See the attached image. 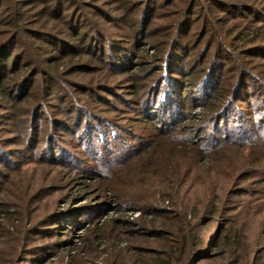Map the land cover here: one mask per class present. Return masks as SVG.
Wrapping results in <instances>:
<instances>
[{
  "label": "rangeland",
  "instance_id": "rangeland-1",
  "mask_svg": "<svg viewBox=\"0 0 264 264\" xmlns=\"http://www.w3.org/2000/svg\"><path fill=\"white\" fill-rule=\"evenodd\" d=\"M80 1L78 9L90 14V19L86 17L83 22V31L93 32L98 24L113 39L130 45L129 41L135 39L130 23L145 12L148 28L123 65H113L108 38H103L108 55L101 63H91L93 70L62 73L65 83L68 78H77L84 82V89L91 86L87 94L73 88L71 95L79 96L89 109L110 119L114 126L110 137L101 134L102 140L99 146L95 142L93 153L84 150L82 141L86 135L75 126V116L65 109L63 98L57 96L43 103L41 119L36 124L40 133L36 131L34 140L28 136L30 146L25 147L23 138L32 120H26L27 113L12 111L0 94V145L7 158L0 161V264H103L105 247L99 246L93 235L98 228L114 226L113 219L133 221L129 228L117 226L128 229L129 234L132 228L144 231L155 220L156 225L165 224L169 230L187 224L196 236V250L202 249L200 264H221L232 251L245 257L243 264L244 260L246 264H264V145L213 148L214 136L222 134L216 120V112L223 104L219 99L229 97L233 91L239 70L236 60L246 58L239 54L234 57L230 69L225 68L219 88L222 91L202 104L200 95L205 101L204 87L208 82L204 74L213 65L212 56L219 44L208 33L211 19L206 21L204 13L203 16L198 8L191 7L193 0ZM205 1L214 6L211 24L216 22L213 26L220 35L226 33L225 23L217 22L213 16L229 17L227 26L233 30L235 23L246 24L248 19V14L236 5L245 2L257 9L264 7V0ZM47 4V0H2L0 41L10 36L13 11L23 13V29L30 36L28 32L40 27L46 18L39 20ZM224 4L229 9L220 7ZM66 13L68 10L60 16L68 18ZM91 20L97 22L92 28ZM262 28L258 31L264 38ZM177 37L191 55L186 67H192V72L184 78L182 89H187L177 94L179 116L173 125L164 128L137 104L141 97L138 93L147 91L151 95L156 91L155 85L164 72L161 57H165L167 43L173 39V44ZM262 44L258 49L263 54ZM14 48H21V44ZM249 59L252 61L246 68L255 73L264 70V56ZM40 81L41 76L32 84L28 101L37 97ZM258 95L249 106L248 120L254 128L262 115L255 99L262 100L264 94H260L262 98ZM28 101L25 106H29ZM246 105L242 107L248 108ZM63 124L71 125L73 133L66 132L69 128L64 129ZM38 139L39 147L32 148ZM54 144H58L57 150L50 148ZM60 146L75 156L67 159L60 153ZM74 158L81 161L73 162ZM17 161L20 166L15 164ZM88 164L95 171L84 170ZM129 234H123L130 238L129 244L154 246L149 233L144 234L147 240L141 234ZM226 237L232 238L231 245Z\"/></svg>",
  "mask_w": 264,
  "mask_h": 264
},
{
  "label": "trees",
  "instance_id": "trees-1",
  "mask_svg": "<svg viewBox=\"0 0 264 264\" xmlns=\"http://www.w3.org/2000/svg\"><path fill=\"white\" fill-rule=\"evenodd\" d=\"M47 3L46 11L38 13L40 16L39 20H43L45 16L46 18L42 21L40 27H37L32 32H28L30 36L23 29L25 21L23 13L17 9L12 12L10 17L12 18L9 30L10 36L0 41V94L2 99L8 102L9 106L11 105L12 111H20L19 114L27 113L28 117L26 120L28 121L29 118L30 121L32 120V126L23 138L25 147L30 146L28 143L29 139H27L28 136L34 140L36 131L40 133L36 124H39L43 103L50 100L52 96H57V98H63V104L66 105L65 109L71 110V117L75 116V126H78V130L82 135H86V138L83 139L84 142L82 141L84 150L93 153L95 142L99 146L100 140H102L101 134H107L110 137L114 126L111 124L112 121L110 119L98 115L95 111L89 109L90 107L82 102L83 100L79 99V96L71 95V89L73 90V88L87 94L90 92L88 88H91V86L84 89V82L77 78H68L67 84L63 81L62 73H87L89 70H93V64L91 63H101L108 55V49H106L102 41L103 38H108L109 48L112 49L110 54L113 57V65H123L133 54L132 47L137 46L136 42L141 38V33H145V29L148 28V22L145 21L147 19L144 18L146 12L139 19H136L135 22L130 23V28L133 26L132 34L135 39L134 41H129L131 44L128 45L127 42L124 43L118 38L113 39L110 37L103 28L98 27V24L97 28L94 27L92 29L93 32L90 30L83 31L85 26L83 22L86 23L87 18L90 19V14L85 15L82 10L78 9L82 5L80 0H47ZM193 3L191 7L195 6L198 8V11L202 12V15L204 13L206 21H210L209 18L213 21L214 6H208L205 0H193ZM1 4L2 0H0V6ZM65 6L67 7L65 8ZM220 7L225 10L229 9L226 4ZM235 7L243 14H248L246 15L248 18L246 19V24L237 22L233 25L235 28L232 30V26L230 28L227 26L229 17L218 18L213 16L217 22L225 23L226 26L224 25L223 28H225L226 33L220 35L219 29L214 27L215 21L214 23L212 22L213 24L210 21L208 29L209 36L212 37L213 41H218L219 49L213 53V65L211 63L204 74L208 82L206 83L207 87H204L205 101L204 95L202 97L200 95L202 104L207 101L210 102L212 98L218 96L222 91L219 88L224 80L225 68L230 69V65L235 60L234 57L241 55L246 58L236 60L239 70L234 89L231 91L232 94L230 93L229 97L223 96L219 99V102H223V104L220 110L216 112V120L219 125V131H222V134L214 136L213 148L216 149H221L219 148L221 145H264V96L262 100L255 99L257 108L262 113L258 118L259 125H256V128H254L251 123L249 124L248 120L251 112L249 106L254 103L253 98L258 94V97L262 98L264 94V70L255 73L250 68H246L248 66H245L248 62L251 63L252 61L248 60L249 57L264 56V53L262 54L260 49H258L260 43L264 42V38L260 37L261 35L258 31L262 26V31H264V7L257 9L245 2ZM67 10L68 13L66 14L68 15L66 17L68 18L65 19L60 14H63ZM185 13L184 11L182 14L183 20H185ZM150 14H153V12ZM95 23L97 22L91 20L89 27L92 28L95 26ZM177 30L178 28L174 32L177 33ZM177 39L173 44V39L169 44L167 43L165 57H161L163 58L162 66L164 72L161 80L155 85L156 91H152L151 95H148L147 91H143L141 94L140 92L138 93L141 97L140 99L138 98L137 104L141 105L146 114L154 116L159 126L164 128L170 127V124L173 125L175 119L178 118L181 104L177 94L181 92L185 81L184 78H187L192 72V67H189V69L186 67L188 63H191V55L189 51H185L186 44H182L179 37ZM18 43L21 44V48H14ZM180 45H182V50L181 48L179 49ZM261 46L264 45L262 44ZM205 47H207V44L204 45L203 52ZM50 48L53 49L51 53ZM160 54L162 56L163 52H160ZM3 57L4 60L1 61ZM198 64H200V61L197 62ZM262 66L264 67V64ZM39 76H41V81L37 97L30 102L28 101L29 96L30 98L32 97L30 89H32V84ZM216 84L217 86H215ZM253 86L254 88L251 90ZM186 89L187 87H183L182 90ZM238 89H242V91L239 92L237 91ZM25 101L29 102V106L24 105ZM244 104H247L248 108L242 107ZM19 118L18 121H20ZM63 126L64 129L69 128L66 129V132L73 133L71 125L63 124ZM144 138L141 137V141ZM106 143L107 145L111 144L110 142ZM39 145L40 140L38 139L35 147L33 146L32 148L37 149ZM57 145L54 144L50 148L57 150ZM58 149L67 159H71L69 156H75V153L64 151L61 146ZM106 149V146H104L105 151ZM5 156L4 149L0 145V161L2 159L7 160ZM78 160L74 158L73 162H77ZM15 164L20 166L21 163L17 161ZM84 167L83 169L86 171H95L90 164ZM173 217L176 216L173 215ZM111 222L115 225H108V228L102 230L98 228V233L93 235L97 237L98 245L105 247L107 255L103 264H200L203 260V255L200 252L202 249L196 250V236L187 224L177 227L178 229H173L172 227L169 230L164 228L165 224L160 223V225H156L155 220L144 231L141 230L139 232L132 228L129 231L132 236H140L141 234V237L146 238L143 240H147L149 237H146L144 234L149 233L150 235L148 234V236L155 240L153 241L154 246L144 247L129 244L130 238L126 239L123 237V234L124 236L129 234L126 233L128 229H119L117 227L125 226L129 228V226L134 224L133 221L126 222L113 219ZM232 238L235 237L233 236ZM232 238L226 237V242L230 245ZM159 242L161 243L155 246ZM243 257L241 253L237 254L236 251H232L230 257L224 260L226 263L223 262L221 264H243ZM244 263L246 264L247 261L244 260Z\"/></svg>",
  "mask_w": 264,
  "mask_h": 264
}]
</instances>
